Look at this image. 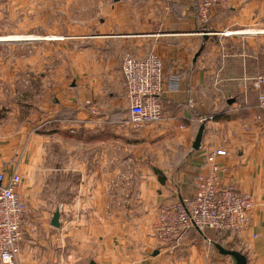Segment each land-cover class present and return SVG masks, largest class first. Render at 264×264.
I'll list each match as a JSON object with an SVG mask.
<instances>
[{
	"label": "crops",
	"instance_id": "obj_1",
	"mask_svg": "<svg viewBox=\"0 0 264 264\" xmlns=\"http://www.w3.org/2000/svg\"><path fill=\"white\" fill-rule=\"evenodd\" d=\"M109 9L93 33L84 36L89 43L82 48L84 73L76 71V75L73 64L72 81L62 79L58 96H53L50 103L44 98L40 106H34L37 120L29 118L20 125L21 121L13 118L9 123L18 124L17 128H3L0 122V171L6 177L12 173L20 176V196L30 212L49 210L40 200V190L47 189L53 196V187L47 183L53 174L45 167V150L53 140L49 132L41 129L62 106L71 110L81 106L86 91L94 101L102 97L109 101L107 107L120 102L125 94L120 59L125 52L139 57L152 52L161 59L165 77L177 78L176 90L166 91L161 99L163 121L155 125L156 130L151 126L144 131L151 138L173 132L176 140L166 143L168 152L156 155L159 158L154 165L159 171L141 174L138 198L129 209L141 215L130 221L117 216L108 220L92 217L91 214L105 213L104 186L91 190L90 175H83V183L88 180V184L82 188L79 202L76 203L78 190L73 185L69 189L71 203L62 204L72 213L82 211V217L73 216L72 221H67L64 235L58 228L48 230L44 226L34 234L26 233L16 264H77L81 254L83 264H227L231 257L215 248L220 233L189 230L174 247L165 248L157 245L151 230L155 208L192 197L196 177L208 173L207 158L218 149L226 153L215 159L224 168L219 173L221 182L249 194L254 204L248 228L227 238L226 243L239 239L245 245L246 264H264V120L253 118L254 113H260L249 107L243 116L236 114L222 122L208 123L199 148H191L199 127L196 116H202L205 102L212 101L207 95L211 84L220 85L227 95L238 90L245 102L250 101L248 97L250 102L256 99L260 85L253 76L264 70V1L224 0L211 10L206 24L200 23L193 0H146L138 7L132 0H115ZM216 58L218 65L213 63ZM40 79L44 80L42 74ZM188 100H192L190 106ZM214 101H219L216 95ZM103 113L112 117L119 114L112 108ZM158 173L162 180L157 178ZM91 196L98 197L93 205ZM50 201L54 206L59 204L57 195Z\"/></svg>",
	"mask_w": 264,
	"mask_h": 264
},
{
	"label": "rangeland",
	"instance_id": "obj_2",
	"mask_svg": "<svg viewBox=\"0 0 264 264\" xmlns=\"http://www.w3.org/2000/svg\"><path fill=\"white\" fill-rule=\"evenodd\" d=\"M132 1L134 6L138 7L146 0L139 4L136 0ZM114 4L115 0H0V122L4 124L3 128L11 126L17 128L18 124L10 125L9 123L13 118L21 121L20 125L29 118L37 120V111L34 110V106H40L44 98H47L50 103L53 96H58L60 92L58 87L62 84V79L72 81L73 64L76 66V70H74L76 75V71H82V48L89 45L84 36L93 33L99 19H102ZM125 53L121 55L120 67ZM213 63L218 65V58ZM82 73L84 72L82 71ZM40 74L43 75V81L40 79ZM255 75L253 76L254 81ZM213 80L215 81L214 76L212 83H214ZM211 85L207 88V95L212 101L205 102L202 116H196L197 126L202 123L207 125L212 122H222L223 119H230L236 114L243 116L248 113L249 107L257 109L260 113H254L255 120L260 118L264 120V111L257 108L259 88L256 92V99L250 102L252 100L248 97L247 100L250 101L245 102L238 90L233 91L232 95H227L228 93L221 91L220 85ZM75 93L83 95V93ZM84 95L81 106L73 108V110L62 106L57 112L58 114L52 116L49 121L53 126L48 127L49 123L45 121L47 126L45 125L46 128L41 129L43 133L49 132L52 135L51 140H53L47 144L45 150V167L48 172L53 174V179L47 180L53 190H48L52 191L53 196H50V191L47 193V189L40 190L42 195L40 200L49 210L37 213L30 212L27 208L23 236L26 233L34 234L41 226L48 230H56L50 226V220L56 207L60 212L59 234H66V222L72 221L73 216L82 217L83 212L72 213L66 207H62V204L71 203L69 189L73 185L79 193L75 192L76 203L79 202L78 196H81L82 188H86L88 184V180L83 183V175L85 178L90 175L91 190H99L104 186L105 213L104 211L101 214L98 213V216L91 214L92 217H105L108 220L117 216L123 221H130L132 217L141 215L140 212L134 210L130 212L129 210L134 200L138 198L141 174L147 171H159L154 165L156 158H159L156 155L161 151L168 152L166 143L176 140L177 136L173 132L153 138L144 132L151 126L155 129V125L163 121V108L161 121L156 124L136 127L128 115L125 94L123 99L121 98L120 102L115 103L113 107H107L109 101L103 97L94 101L92 95H88V91ZM214 95L219 98V101H214ZM229 99H233L234 102L227 104L226 101ZM187 104L190 106L192 100H188ZM109 108L119 112L118 116H104L103 112ZM235 108L237 110H234ZM41 110L43 111V109ZM215 115L223 117L214 120ZM49 118L43 119L49 120ZM88 124L92 126L90 129L85 127ZM99 126L104 129H100ZM178 146L180 147V145ZM176 150L180 152V148L176 147ZM225 155L226 153L223 156ZM183 156L181 155V157ZM216 166L220 179L219 173L224 168L218 164ZM159 175L161 174L158 173L157 178ZM197 177L194 181L195 184ZM56 195L59 204L54 206L50 199ZM90 198L93 205L98 197L91 196ZM155 213L156 210L154 216ZM216 233L221 235L218 245L220 244L226 250H233L244 255L245 245H242L239 239L232 238L230 243H226L227 238L237 236L238 232ZM252 237L255 238V235ZM83 262L81 254L77 264H83ZM228 263L234 264L233 259L228 258Z\"/></svg>",
	"mask_w": 264,
	"mask_h": 264
},
{
	"label": "built area",
	"instance_id": "obj_3",
	"mask_svg": "<svg viewBox=\"0 0 264 264\" xmlns=\"http://www.w3.org/2000/svg\"><path fill=\"white\" fill-rule=\"evenodd\" d=\"M144 0H136L137 4ZM199 21L208 16L224 0H193ZM264 1V0H263ZM121 86L125 91L127 112L136 127L156 124L162 120L161 99L166 91L176 90V79H167L161 59L152 52L139 57L125 53L121 60ZM260 85L257 108L264 111V72L255 75ZM205 120V119H203ZM222 150L207 158L210 170L200 174L192 197L157 206L152 234L157 245L170 248L189 230L237 233L250 224L254 207L251 196L238 191L232 184H223L215 164ZM20 177H6L0 171V264H16L23 240V224L27 207L20 193Z\"/></svg>",
	"mask_w": 264,
	"mask_h": 264
},
{
	"label": "water",
	"instance_id": "obj_4",
	"mask_svg": "<svg viewBox=\"0 0 264 264\" xmlns=\"http://www.w3.org/2000/svg\"><path fill=\"white\" fill-rule=\"evenodd\" d=\"M201 49L196 52L194 58H197L199 56ZM226 102H227V104H231L234 102V100L229 99ZM204 126H205L204 123L199 125L197 132L195 134V137H194L192 144H191L192 150H197L199 148L200 143H201V139H202V134L204 131ZM50 226L53 228H59L60 223H59V211L58 210H56L52 214V217L50 220ZM215 248L218 250V252L220 254L231 257L234 260V264H246V257L243 254L236 252V251H233V250H226L225 248L221 247L218 244L215 245ZM153 254L156 255L157 251H154Z\"/></svg>",
	"mask_w": 264,
	"mask_h": 264
},
{
	"label": "trees",
	"instance_id": "obj_5",
	"mask_svg": "<svg viewBox=\"0 0 264 264\" xmlns=\"http://www.w3.org/2000/svg\"><path fill=\"white\" fill-rule=\"evenodd\" d=\"M221 117H223V116H221V115H220V116H219V115H215V116H214V120H219ZM158 177H159L160 179L162 178L161 175H159ZM161 180H162V179H161Z\"/></svg>",
	"mask_w": 264,
	"mask_h": 264
}]
</instances>
